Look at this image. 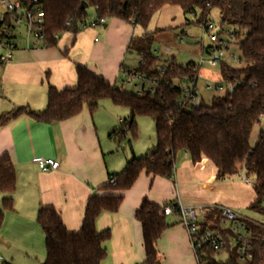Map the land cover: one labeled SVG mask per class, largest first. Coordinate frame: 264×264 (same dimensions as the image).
<instances>
[{"label": "trees", "instance_id": "16d2710c", "mask_svg": "<svg viewBox=\"0 0 264 264\" xmlns=\"http://www.w3.org/2000/svg\"><path fill=\"white\" fill-rule=\"evenodd\" d=\"M25 7L33 10L39 6L43 18V46H55L58 36L65 31L76 34L79 25L86 20L85 9L92 6L95 18H118L133 28L145 29L164 5L178 6L186 25L205 24L213 9L219 14L220 32L232 34L239 66L224 60L215 68L198 67L193 61L179 64L174 56L160 64L153 52L156 35L163 29L144 31L140 36L132 35L126 53L134 51L141 63L133 69L158 81L152 93L141 95L127 92L94 74L83 64H75V85L57 89L47 84V104L42 110L27 106L0 113V126L10 119L26 115L36 122L56 123L80 113L86 106L94 112L98 102L108 99L116 106L129 110L128 120L109 132L124 138L127 132L136 138L135 117L144 116L154 123L155 145L144 156H132L126 160L119 172L108 173V181L102 185L103 194L90 196L85 204L81 227L68 231L58 212L52 206H42L36 223L43 234L44 261L42 264H101L106 257L104 242L110 238L109 229L97 231L95 220L102 212L114 213L122 201L123 191L129 189L139 174L171 179L175 170V158L185 151L192 163L203 157L216 168V179L244 174L253 180L254 200L249 209L264 217V130H260L253 146L249 144L252 128L259 123L258 117L264 108V0H24ZM1 21L14 31L12 21L16 13H2ZM192 18L190 20L189 18ZM66 53V52H64ZM127 67L121 64L120 69ZM164 68V73H160ZM194 77L223 83L222 94L212 95L209 103L202 98L197 108H180L178 101L182 90L174 81L186 82ZM217 90V85L213 88ZM115 180L114 184L109 179ZM15 189V174L8 154L0 157V226L5 210L12 209V193ZM162 206L143 198L134 212L142 233L144 258L138 264H159L157 241L167 224L161 214ZM240 221L250 231L251 248L247 257L241 259L237 246L230 247L232 231L222 228L220 211L214 207L200 223L218 231L225 239L222 249L228 251V259L219 262L214 255L221 251L204 248L194 254L198 264H264V223L241 217ZM202 252V253H201Z\"/></svg>", "mask_w": 264, "mask_h": 264}, {"label": "crops", "instance_id": "0c3cea01", "mask_svg": "<svg viewBox=\"0 0 264 264\" xmlns=\"http://www.w3.org/2000/svg\"><path fill=\"white\" fill-rule=\"evenodd\" d=\"M179 11L183 21L167 29L180 28L183 34L187 25L180 8ZM133 30L123 20L107 18L104 26L76 34L62 32L55 46L16 41L11 58L0 63V113L21 106L44 109L47 84L57 89L74 86L77 63L110 84L121 83L119 70ZM5 53L0 46V58ZM115 107L118 106L103 99L94 112L84 106L80 113L60 122H36L19 115L0 126V157L9 155L15 174L12 209L4 211L0 226V264H35L40 257L44 261L43 234L36 223L39 208L52 206L68 231H78L88 198L103 194L101 187L107 183L108 173L119 172L126 160L137 155L131 148L130 156H106L112 151L108 133ZM121 119L124 117H118L119 123ZM38 158H52L59 166L41 170ZM230 177L217 180L216 168L209 159L203 157L192 163L185 151L176 154L171 179L141 172L123 191L118 210L102 212L95 220L97 231H110L101 264L142 262V233L134 212L143 198L160 206L178 201L184 207L248 208L255 198L253 188ZM241 187H248L252 196H240ZM2 197L0 192V207ZM164 220L167 227L156 246L159 264H198L180 217L169 214ZM14 244L22 250L23 263H17L15 253L9 251Z\"/></svg>", "mask_w": 264, "mask_h": 264}, {"label": "built area", "instance_id": "2783aa9c", "mask_svg": "<svg viewBox=\"0 0 264 264\" xmlns=\"http://www.w3.org/2000/svg\"><path fill=\"white\" fill-rule=\"evenodd\" d=\"M36 2L37 0H31V3L33 4ZM0 7L4 10V13H16V17L12 21L14 31H12L9 25L1 21L2 16H0V46L6 50L5 55L0 58V63L3 64L11 58L12 51L16 49L17 44L14 39V34L17 31V26L23 27L27 43L29 41L41 43L44 38V22L39 6L34 7L33 10H28L25 7L24 0H0ZM106 19L107 18L105 17H97L89 21L85 20L79 25V30L104 26L106 24ZM200 27L202 31V38L205 34H207L211 44L207 47H204L201 44V55L199 59L194 62V65L198 67L215 68L219 65L220 61L224 60L226 62V55L238 66L240 63L239 57L235 56L233 53H229L232 45V34L230 32L221 33L220 28L217 30L215 24L210 20H208L205 24L200 25ZM178 39L179 42H182L181 38ZM166 50H168V48H166ZM153 52L158 56L156 48H153ZM202 53L205 54V58ZM142 60L143 56L141 55L138 57V64L141 63ZM164 71V68H160V73H164ZM119 73L122 78L121 85L132 86L135 93L138 95H141L144 92L152 93L158 84L157 80L149 78L146 75H142L130 67L120 69ZM198 80L199 78L194 77L186 82L174 81V85L182 90L181 98L178 101L180 108H197L201 104L202 96L198 91ZM203 80L206 89H213L215 85H217V89L219 90L223 86V83H215L205 79ZM258 120L259 123L264 120V108H262ZM36 162L41 170H55L59 166V163L52 158H38ZM242 175L245 176L244 174ZM244 181L247 185L253 188V181L247 180L246 176ZM109 183L114 184L115 180L110 178ZM261 203L264 205V199H262ZM210 209L211 208L184 207L178 201H172L163 205L160 211L164 216L176 214L180 217L181 222L186 229L191 248L194 254H197L204 248L218 251L226 244L225 239L218 231L212 230L208 227L202 228L200 225ZM217 209L220 211L222 228L225 229L229 227V224H232L229 229L232 231L233 244L237 246L241 259H244L247 257L248 251L251 248V237L250 231L246 228L245 223L240 221L242 216L232 212L228 208L220 207Z\"/></svg>", "mask_w": 264, "mask_h": 264}, {"label": "rangeland", "instance_id": "374dc122", "mask_svg": "<svg viewBox=\"0 0 264 264\" xmlns=\"http://www.w3.org/2000/svg\"><path fill=\"white\" fill-rule=\"evenodd\" d=\"M4 13V10L0 7V14ZM86 13V21L92 20L95 18L94 8L89 6L85 9ZM192 20V18H189ZM211 22H213L217 28L219 29L218 22H219V14L216 9H213L208 18ZM183 21V17L179 8L177 6H165L161 8L157 13H155L152 18L150 19L147 27L145 29H141L140 27L134 28V36H140L144 31L146 32H153L158 29L166 28L164 31L158 33L156 35V41L153 44V47L156 48L158 51V57L160 58V64L164 63L165 60L174 56L176 61L179 64H186L189 61L196 62L200 55H201V44L204 47L209 46L211 43L208 39V35L202 38V31L201 27L196 24H188L185 26V32L181 34L180 28L174 29H167V27H174ZM16 32L14 34V39L17 42H24L25 41V33L22 26H17ZM182 39V42H179V39ZM166 47L170 49L166 50ZM229 53H233L235 56H238L237 49L235 45H231ZM203 57L205 58V54ZM225 60L228 64L232 66H236V63L231 61L228 56L225 55ZM124 64L127 67L134 68L138 64V55L134 51H130L126 53L124 57ZM239 66V65H238ZM120 78V77H119ZM204 78H199L198 80V91L201 94L202 98L205 102L209 103L210 98L212 95H219L222 94L225 90V85L222 86L221 89H206L204 84ZM121 83H117L116 86L125 90L127 92H135L132 86H120ZM116 113L113 114L111 122L113 123L111 126V130L121 126L118 122V117H124V120H128L129 117V110L125 107H115L113 109ZM124 112L126 114H124ZM123 120V119H121ZM135 124H136V133L137 136L134 138L131 135V132H127L124 138H120L116 135L110 137L111 140V147L112 151L110 154L106 156H130L131 155V148L134 150L137 157H141L146 155L151 149L152 146L155 145V135H154V123L153 121L144 116H137L135 117ZM110 130V131H111ZM260 130H264V120H262L258 125L256 124L251 131L249 144L253 146L256 141V136ZM109 136V133H108ZM242 174L232 176L235 181H240L244 185H246L244 179L245 176ZM229 178V177H227ZM246 179L249 181H253L250 176H246ZM247 186V185H246ZM240 196H252V191L248 187H241ZM172 202V201H171ZM170 203V202H168ZM166 203V204H168ZM220 208L219 206H214ZM225 208V207H221ZM232 212L237 213L238 215L242 216L243 218L256 221V222H264V217L257 214L256 212L252 211L249 208H241L233 209L228 208ZM230 247H232L233 239L229 238ZM43 245V244H42ZM9 251L15 253V260L17 263H23V258H21L20 248L14 244L9 248ZM194 253V252H193ZM214 259L219 262H225L228 259V251L226 249H222L218 253L214 255ZM43 260V257L38 258L34 263L40 264ZM43 262V261H42ZM41 262V263H42ZM24 264V263H23Z\"/></svg>", "mask_w": 264, "mask_h": 264}, {"label": "water", "instance_id": "95a60500", "mask_svg": "<svg viewBox=\"0 0 264 264\" xmlns=\"http://www.w3.org/2000/svg\"><path fill=\"white\" fill-rule=\"evenodd\" d=\"M81 7L84 9V8H87V4L85 2H82L81 3Z\"/></svg>", "mask_w": 264, "mask_h": 264}]
</instances>
